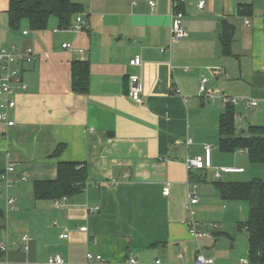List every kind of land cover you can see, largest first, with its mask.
Wrapping results in <instances>:
<instances>
[{"label":"crops","instance_id":"0c3cea01","mask_svg":"<svg viewBox=\"0 0 264 264\" xmlns=\"http://www.w3.org/2000/svg\"><path fill=\"white\" fill-rule=\"evenodd\" d=\"M71 1L83 8L73 17L86 21L80 30L59 28L54 16L42 30L30 29L26 20L12 29L8 0H0V47L34 52L24 65L26 89L13 95L14 125L0 124V240L7 244L0 260L43 264L59 254L64 264H84L91 252L103 261L90 264H128V256L144 264H195L202 253L214 264H240L247 258V233L238 249L228 230L247 219L248 203L222 200L214 182L264 181V163L250 162L242 151H219L217 121L225 106L201 97L199 83L206 77L207 87L241 98L234 106L239 135L250 125L264 126L261 105H247L249 99L264 101V0H204L201 8L199 0H184L188 36L176 42L170 40L171 0ZM243 4L250 5L247 15L241 14ZM223 20L234 27L230 55L221 52ZM136 55L141 62L131 65ZM74 60L89 61L87 94L71 89ZM135 84L140 102L128 95ZM205 145L212 166L189 173L186 158L203 155ZM60 161L85 165L84 189L56 200L35 199L34 182L54 180ZM8 165L13 170L2 179ZM222 166L242 171L215 179ZM194 173L205 179L196 183L198 201L189 206ZM11 197L13 206L7 203ZM25 213L26 222L19 224L16 218ZM190 218L210 236L195 240ZM17 226L21 234L13 233Z\"/></svg>","mask_w":264,"mask_h":264},{"label":"trees","instance_id":"16d2710c","mask_svg":"<svg viewBox=\"0 0 264 264\" xmlns=\"http://www.w3.org/2000/svg\"><path fill=\"white\" fill-rule=\"evenodd\" d=\"M82 5L71 0H8V25L19 28L26 20L32 30L47 27L50 17L54 16L59 28H68L73 17L82 12ZM182 9V7H181ZM251 10L249 4L241 5V14L247 15ZM264 19V15H263ZM234 27L222 21L219 41L223 55L231 54ZM89 61L74 60L70 65L71 89L77 94L89 91ZM234 106L227 105L217 121L219 133L218 149L222 153L245 152L252 163H264V126L250 125L242 135L236 134ZM58 146L53 155L61 151ZM204 174V173H203ZM203 174L194 173L195 183L205 179ZM87 182V170L84 164L73 161H60L54 180L35 181L33 195L35 199L56 200L81 192ZM222 200L246 201L248 216L239 222L240 228L247 233L249 264H264V181L252 178L248 181L214 182Z\"/></svg>","mask_w":264,"mask_h":264},{"label":"built area","instance_id":"2783aa9c","mask_svg":"<svg viewBox=\"0 0 264 264\" xmlns=\"http://www.w3.org/2000/svg\"><path fill=\"white\" fill-rule=\"evenodd\" d=\"M184 0H171L172 6V21L170 26V40L171 42H176L181 39H184L188 36L187 31L182 26V19L184 17V12L182 11V3ZM149 5L152 7L154 2L149 1ZM204 4V0L198 1V7H202ZM245 23L248 24V20H245ZM86 21L81 17L77 16L75 20L70 25V28L73 30H80L86 27ZM26 31H23V34H26ZM63 48L71 47L70 44L64 43L62 44ZM163 50V49H162ZM34 59V52L31 48H20L13 44L7 47H0V124L5 125L6 127H10L14 125V120L10 118V111L15 107L16 102L14 100V93L19 91H24L26 89V85L23 81V71L24 65L32 62ZM141 62V58L139 55L134 56L130 60L131 65H139ZM264 72V67H263ZM218 73V72H217ZM207 78L202 77L199 83V94L204 99L214 103L215 100L218 98L219 101L224 105H231L236 106L240 102V97L232 96L226 94L224 92L217 93L212 88L207 87ZM128 95L135 100L136 102H140V88L137 84L133 85ZM247 105L249 107H257L261 105L264 109V101L259 104L258 100L256 99H249L247 101ZM210 146L205 145L204 147V154L189 157L185 160V165L189 173H191L194 169H205L210 168L212 166L211 157H210ZM13 170L12 165H8V167L1 173V178L7 180V173ZM242 168L234 167V166H222L215 170L214 178L219 179L222 173H232V172H241ZM196 183H192L190 186V190L188 192L189 197V206L195 204L198 201V196L196 194ZM163 193H168V187L165 186L163 188ZM8 204L13 206L14 198H8ZM57 204V202H56ZM98 208H94L93 210H89V212L93 211L96 212ZM188 231L190 235L195 239L199 240L202 238H207L210 236L208 231H202L197 229L196 222L193 218L188 220ZM213 228H216V224L211 225ZM80 231H85L86 227L82 226L79 228ZM60 238H68L67 233L59 234ZM22 241L24 242V247L27 248V242L29 241V237L24 234L22 235ZM7 252V244L6 242L0 240V254H5ZM181 257V255H179ZM93 261H103V258L99 254H92L91 252H86L85 254V263L90 264ZM126 262L128 264H144L139 262V260L133 256H128L126 258ZM240 264H249L247 258H240ZM0 264H7L6 261L0 260ZM43 264H64V259L61 255L55 254L43 263ZM154 264H160V260L156 259ZM195 264H214L213 258L206 257L202 253L198 254L195 258Z\"/></svg>","mask_w":264,"mask_h":264},{"label":"rangeland","instance_id":"374dc122","mask_svg":"<svg viewBox=\"0 0 264 264\" xmlns=\"http://www.w3.org/2000/svg\"><path fill=\"white\" fill-rule=\"evenodd\" d=\"M239 128H240V126L237 127V133H236L237 135H239V132H241ZM217 138H218V136H217ZM217 138H215V139H217ZM215 139L213 138V140H214V142L216 144L217 140H215ZM215 144H213V147H215ZM215 152H217V151H215ZM227 155H229V154H222L220 158H225V157L227 158ZM208 175H209V177H211L210 174H208ZM28 217H29V214H28ZM16 219H17V222L19 221L18 222L19 224H22L23 222H26L27 214L25 213V214L21 215L20 217H18ZM238 223L239 222H234L232 225L229 224L230 230H228V231L231 233L232 237L234 238V241L237 243L236 248L239 249V247H242L239 244H241L242 240H244V237H246V231L243 228H240ZM16 231L19 234H21V231H23V229H22L21 226H17V229L13 230V233H16ZM224 238H227V237H224Z\"/></svg>","mask_w":264,"mask_h":264}]
</instances>
